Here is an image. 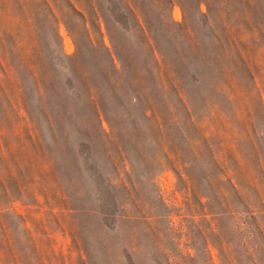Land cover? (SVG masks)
Listing matches in <instances>:
<instances>
[{
  "label": "rangeland",
  "instance_id": "obj_1",
  "mask_svg": "<svg viewBox=\"0 0 264 264\" xmlns=\"http://www.w3.org/2000/svg\"><path fill=\"white\" fill-rule=\"evenodd\" d=\"M168 1L0 0V264H264V0Z\"/></svg>",
  "mask_w": 264,
  "mask_h": 264
},
{
  "label": "trees",
  "instance_id": "obj_2",
  "mask_svg": "<svg viewBox=\"0 0 264 264\" xmlns=\"http://www.w3.org/2000/svg\"><path fill=\"white\" fill-rule=\"evenodd\" d=\"M195 2H197L198 6L200 5L201 1L200 0H194ZM161 2H164L167 6L170 5V2L168 0H161ZM132 5V6H131ZM131 5H127V11L129 13V16L132 18V20L134 21L135 24V28L139 29L143 35L147 34L148 38H146V42L147 45L149 46L150 50H151V54L154 56L156 49L154 47H150V42H152L153 44H155V39L153 38V36H150V29H149V24L148 21L146 20L144 14L141 12V10H138L139 8L133 4ZM138 11V16L136 15V11ZM93 17L95 18V22H99V17L98 15L94 12L93 13ZM146 35V36H147ZM91 44V42H90ZM103 49L105 51H107V49L103 46ZM108 58V62L109 65L111 66V68L113 69V71L115 70V64L111 58L110 55H107ZM95 119L99 122V124H101V120H100V114L98 112L97 109H95V115H94Z\"/></svg>",
  "mask_w": 264,
  "mask_h": 264
}]
</instances>
